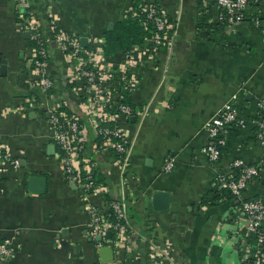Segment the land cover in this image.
I'll list each match as a JSON object with an SVG mask.
<instances>
[{
	"label": "crops",
	"instance_id": "0c3cea01",
	"mask_svg": "<svg viewBox=\"0 0 264 264\" xmlns=\"http://www.w3.org/2000/svg\"><path fill=\"white\" fill-rule=\"evenodd\" d=\"M257 1L264 23V0ZM27 2L43 34L56 25L87 38L85 50L95 49L92 61L123 87L135 120L129 117L122 125L129 139L128 166L122 174L114 155L98 148L90 129L82 82L76 79L78 60L50 45L46 72L54 85L47 100L82 116L84 152L105 192L81 193L68 182L48 112L23 106L33 97L28 95L36 75L29 37L20 27L22 10L16 0H0V63L5 67L0 71V147L20 163L0 170V241L9 239L13 247L6 264H247L241 259L247 251L242 244L246 219L238 211V200L220 195L212 184L230 173L239 157L260 165L259 176L242 198H264V145L254 135L255 101L264 100L259 29L248 19L222 25L212 0ZM152 2L169 23L171 55L144 40L128 52L106 56L103 33L133 15L137 5ZM254 8L250 5L248 12ZM232 94L238 95L245 126H229L221 155L212 162L201 152L209 141L207 123ZM170 158L174 166L165 172ZM32 175L44 177L43 193L29 190ZM157 190L168 194L162 208L151 202ZM120 195L128 203L127 231L122 236L110 231L99 244L87 235V209L94 205L106 212V202ZM103 246L111 247L112 255L100 252Z\"/></svg>",
	"mask_w": 264,
	"mask_h": 264
},
{
	"label": "built area",
	"instance_id": "2783aa9c",
	"mask_svg": "<svg viewBox=\"0 0 264 264\" xmlns=\"http://www.w3.org/2000/svg\"><path fill=\"white\" fill-rule=\"evenodd\" d=\"M218 9L217 19L222 25H235L248 19L260 31L264 43V23L260 15L257 0H212ZM22 10L20 13V27L29 33L34 41L32 47L31 64L36 75L35 86L43 94L44 100L37 102L29 97L23 104L30 108H41L48 112L47 122L54 133L57 155L62 163L64 178L74 184L81 193L104 191V184L96 180L91 174L90 161L84 152V142L81 136L79 117L68 114L58 103H49L50 90L54 85L52 75L46 72L48 59L47 48L55 45L70 58L78 60L76 79L82 82L83 103L88 105L90 129L96 139L101 141L98 148L109 150L115 158V163L122 174L128 166V134L122 125L133 115V108L124 102L123 87L114 82V76L106 72L93 62L95 49L88 51L82 46L78 34L55 25L54 30L45 35L40 30L36 20L31 15L27 0H16ZM253 5L254 11L249 13L248 8ZM139 11L144 14L142 25H152L150 37L145 41L156 47H162L169 57L173 50L174 41L169 32L168 21L161 8L156 3L137 5L133 15ZM94 42H96L94 40ZM103 43V42H102ZM238 95L232 94L225 101L218 116L212 117L207 123L208 143L201 152L209 161L217 160L221 155L220 145L229 133V126L244 127L245 120L237 104ZM256 116L254 135L264 145V100L255 101ZM19 159L11 157L9 152L0 147V170L19 167ZM174 166V159L170 158L163 166V171H170ZM233 170L220 175L212 184L220 194L228 193L238 200V211L245 217L246 224L242 237V244L247 251L241 255L242 262L247 264H264V198H242L243 191L249 183L260 173L259 164H247L242 158H235L232 162ZM124 172V173H123ZM107 211L104 213L96 206L91 205L87 210L90 221L87 235L94 239L100 236L104 241L108 231L123 235L127 231L128 203L124 195L118 199L108 200ZM101 240V241H102ZM98 242L101 244L102 242ZM13 255V247L9 239L0 241V264H6Z\"/></svg>",
	"mask_w": 264,
	"mask_h": 264
},
{
	"label": "trees",
	"instance_id": "16d2710c",
	"mask_svg": "<svg viewBox=\"0 0 264 264\" xmlns=\"http://www.w3.org/2000/svg\"><path fill=\"white\" fill-rule=\"evenodd\" d=\"M144 14L139 11L138 15H126L120 20H117L112 29H108L103 33L104 47L103 51L106 56H112L118 51H129L134 45L143 43L145 38H149L153 29L152 25L144 27L142 25ZM28 44L33 47L34 41L30 38ZM27 70V69H26ZM28 96H33L37 102L44 100V96L40 93L37 86H34ZM122 102L129 104L135 112L134 106L130 103L126 92L123 93ZM71 114L70 112H67ZM83 119L79 117V124H83ZM89 123V121H88ZM101 141L97 139V145Z\"/></svg>",
	"mask_w": 264,
	"mask_h": 264
},
{
	"label": "water",
	"instance_id": "95a60500",
	"mask_svg": "<svg viewBox=\"0 0 264 264\" xmlns=\"http://www.w3.org/2000/svg\"><path fill=\"white\" fill-rule=\"evenodd\" d=\"M23 36L25 38H28L29 37V33L25 32ZM80 42H81L83 47H86L87 38L86 37H81L80 38ZM4 68H5L4 65H2L0 63V71H3ZM39 113L41 114L42 111H39ZM46 115L48 117V113ZM134 120H135V116H131L130 117V121L134 122ZM50 149L54 150V145H51ZM45 183H46V181H45L44 177H41V176H38V175H32V176H30L28 178V188H29L30 191L35 192V193H43L44 189H45ZM167 200H168V194L166 192L158 191V190L154 191L153 194H152V197H151V202H152V205L154 206V208H162V207H160V204H164V206H166V204L168 202ZM110 236H111V232L108 231L106 233V237H110ZM93 240L94 241H101V237L100 236H96ZM101 251H103V252L109 251L111 253V255H112L111 247L103 246L100 249V252ZM109 259L110 258H103V260H109Z\"/></svg>",
	"mask_w": 264,
	"mask_h": 264
},
{
	"label": "rangeland",
	"instance_id": "374dc122",
	"mask_svg": "<svg viewBox=\"0 0 264 264\" xmlns=\"http://www.w3.org/2000/svg\"><path fill=\"white\" fill-rule=\"evenodd\" d=\"M98 193L102 194L100 191H97Z\"/></svg>",
	"mask_w": 264,
	"mask_h": 264
}]
</instances>
